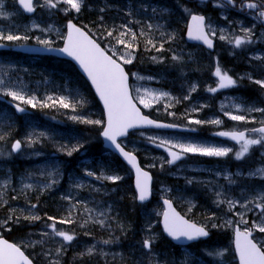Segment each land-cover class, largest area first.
Returning a JSON list of instances; mask_svg holds the SVG:
<instances>
[{"label":"rangeland","instance_id":"374dc122","mask_svg":"<svg viewBox=\"0 0 264 264\" xmlns=\"http://www.w3.org/2000/svg\"><path fill=\"white\" fill-rule=\"evenodd\" d=\"M98 1L83 0L81 12L77 13L65 11L69 6L62 0L56 8L45 5L44 0H36L38 15L24 17L16 0H0V33L27 37L0 41L39 45L45 44L38 41H48V46L61 45L66 35V22L61 19L75 16L82 22L80 14L87 16L89 4ZM101 1L104 6L98 9L96 22L92 23L89 17L81 26L89 29L115 58L133 69V93L145 111L167 120L181 118L183 124L201 132L223 128L242 131L264 125V87L256 83L264 81L261 64L264 63V27L255 14L237 15L216 1L211 7L192 6L188 0H166L165 6L151 0ZM236 1L243 7L255 1L264 3V0ZM173 2L179 13L175 20L168 15ZM199 7L212 10L208 11V31L217 40L213 53L199 46H187L184 39L186 18ZM106 20L113 22L111 26ZM121 33L126 35L121 36ZM117 38L131 47L119 44ZM237 38L243 41L240 46L235 44ZM147 39L150 45L146 46L154 52L149 58L139 57V52L145 50L139 47H143L142 41ZM125 59L132 62L124 63ZM217 67L222 74H232L240 80L236 84L240 85V91L252 93L253 88L260 98L253 100L239 93L232 94L235 84L225 88H219V83L214 85ZM210 88L217 90L211 92ZM86 91L75 74L60 63L27 57L15 59L0 54V98L7 102L0 106V141L4 151L0 157V237H10L36 264H238L232 244L237 225L242 230L255 232L256 242L264 249V232L254 227L264 225V207H257L258 204L264 206V172H258L264 169V141L251 145L241 159L235 157L241 145L215 144L178 133L147 130L124 142L157 175L156 196H167L193 220L201 218L195 221L214 234L198 246L178 247L168 241L161 230L163 207L158 201L144 208L139 222H134L138 218L128 219L126 213L118 211L115 202H110L116 197L113 196L116 184H123L121 188H127L128 192L131 190V184L125 183L130 173L114 172L110 163L102 161L96 166L90 161H79L82 151H88L99 141L96 131H102L104 125L102 111L94 109V101ZM9 92L34 98L36 106L13 99L7 94ZM60 98L72 106L64 108L53 103ZM11 102L21 105L26 112L17 113L9 105ZM231 115H241L244 119L232 120ZM197 120L203 123H195ZM213 120L221 123H210ZM261 136L264 135L253 133L248 139ZM16 141L21 142L18 152L12 149ZM179 144L230 148L232 151L227 156L209 157L183 153L180 148L173 147ZM74 147L78 150L72 151ZM168 150L179 153L181 160L168 163L171 160ZM69 151H72L70 156ZM184 156L186 160L182 161ZM192 156L206 158L204 163L212 158L229 162L234 159L238 166L232 169L231 165L225 167L215 162L201 165L195 163ZM111 157L108 154V158ZM15 160L31 163L17 165L15 171L13 166L8 167L9 162ZM89 172L92 175H88ZM109 176L120 179H106ZM193 181L197 182L202 195L192 189ZM42 196L53 202L51 211L38 207ZM42 211L45 214L41 215ZM33 216L40 219H30ZM48 217L55 218L56 230L72 234L74 239L67 242L56 236L50 227L54 221ZM62 219L71 222L60 224ZM145 240L150 241V247H144ZM89 249L92 250L90 254Z\"/></svg>","mask_w":264,"mask_h":264},{"label":"snow or ice","instance_id":"6c2138e0","mask_svg":"<svg viewBox=\"0 0 264 264\" xmlns=\"http://www.w3.org/2000/svg\"><path fill=\"white\" fill-rule=\"evenodd\" d=\"M61 0H56V3H53V0H44L45 5L50 6L51 8H56L57 4ZM62 2L68 5L69 10H75L77 13L80 12L83 0H62ZM230 3H234V0H229ZM19 4L22 8L31 13L35 10L33 0H19ZM248 8L255 9L257 4L247 3L245 5ZM2 7V4H0ZM260 16L264 17V11L260 12ZM194 25L189 27L188 35L191 39L203 41L209 48L212 47V41L209 39L208 33L205 31V17L192 15L191 17ZM210 27V26H209ZM68 28V42L63 49L59 51L66 53L69 56H72L74 59L79 61L84 71L87 72L89 77L92 80V83L96 86L97 92L100 93L101 99L104 100L105 107L108 110V126L103 132V136L112 142L115 145V148L118 149L121 154L128 160L130 164L137 171V189L139 191V199L144 201L148 198L149 188L148 181L150 177L147 172H143L139 166L135 163V157L130 153L125 152L120 144L116 142L117 136L125 135L127 130L130 128L137 127L139 124H153L154 122L148 120L147 117L141 116L138 109L132 104V100L128 95L126 80L127 75L124 72V69L121 67L116 60L111 56L106 55L105 51L92 39L88 37L80 28L74 25L71 21L67 24ZM112 35V33H109ZM126 35L121 33V36ZM135 34H133V39ZM221 39L225 37L221 36ZM20 39H27V37H21L18 35H4L0 33V40L15 41ZM41 44L47 45L48 41H38ZM119 44H124L125 47H131L130 44H127L123 39L117 38ZM243 41L239 38L235 40L236 46H240ZM123 59V57H121ZM175 59V57H174ZM130 59H125L124 63H131ZM215 76L219 78V88H225L234 85L235 81L227 75V73L221 72L219 67L215 70ZM257 84H260L261 87H264V81H256ZM216 88H210L209 91L215 92ZM8 95L12 96L13 99L20 100L25 104H30L33 107L36 106L34 98H25L23 95H20L17 92H9ZM49 100L52 98L49 97ZM53 103H59L62 107L68 108L72 105L67 103L63 98L53 101ZM47 106V105H42ZM147 106V105H146ZM17 110L23 112L24 109L20 108L17 105ZM264 111V110H262ZM232 120H243L244 117L241 115H231ZM77 119V117H73ZM83 123H101L100 121H90V120H81ZM195 123H203L202 121H194ZM210 123L219 124L221 121L213 120ZM252 131L264 133V127L259 129H253ZM220 136H228L232 140L241 144L240 150L235 153L236 159H241L249 152V147L251 145L260 144L264 141V136H261L260 139H246L244 132H220ZM2 139V137H0ZM242 142V143H241ZM164 143V142H162ZM173 147H178L183 153H194L200 154L203 156L209 157H223L227 156L229 152L232 151L230 148H218V147H197L192 144H179L173 145ZM21 148V142L16 141L12 149L17 151ZM78 148H73L72 151H77ZM72 151L68 152V155H72ZM171 160L168 163H174L175 161L181 158L180 154L177 152H170ZM258 172H264V169L258 170ZM88 175H92L91 172ZM106 179L116 181L120 177L109 176ZM168 204L169 208L171 205L168 201H165ZM231 203V202H230ZM33 207H35L33 205ZM257 207H264L260 204ZM25 219H29L26 217ZM30 219L38 220L40 217L33 216ZM49 220H53V224L50 227L53 229L56 236L62 237L64 241L71 242L74 239L72 234H69L64 231L56 230V221L54 217H48ZM60 223L71 222L68 221H59ZM164 222H165V231L175 240H180L182 237L187 240H195L199 237H207L208 232L205 231L202 227H197L195 224H191L186 220H183L181 217L177 216L175 213H164ZM246 223V221H244ZM258 227L260 232H264V225H254ZM251 235V230L246 231H236V250L239 253L240 264H264V251H261L257 244L254 243L249 236ZM109 243V241H105ZM144 247H150V241H144ZM89 254L91 249L88 250ZM223 255V253H218ZM0 264H31V261L24 255L19 247L14 244L8 243L7 241L0 240Z\"/></svg>","mask_w":264,"mask_h":264},{"label":"water","instance_id":"95a60500","mask_svg":"<svg viewBox=\"0 0 264 264\" xmlns=\"http://www.w3.org/2000/svg\"><path fill=\"white\" fill-rule=\"evenodd\" d=\"M82 30V29H81ZM83 31V30H82ZM84 32V31H83ZM85 34L86 35H88L86 32H85ZM88 37L90 38V39H92L89 35H88ZM93 40V39H92ZM93 41H95V40H93ZM67 42H68V39H67V41H66V43H65V46H66V44H67ZM96 42V41H95ZM97 43V42H96ZM98 44V43H97ZM64 46V47H65ZM0 49H8V50H16V51H23V52H28V53H30V54H54V55H57V56H59V57H64V58H68V59H71V60H73L74 62H75V64L80 68V70H81V72L87 77V79L90 81V83H91V85H92V87H93V89H94V92L96 93V95H97V97H98V99L100 100V102H101V104H102V106H103V108H104V110H105V114H106V120H107V124H106V128H107V126H108V110H107V108L105 107V103H104V100L103 99H101V96H100V93L99 92H97V90H96V86L92 83V80H91V78L89 77V75L87 74V72H85L84 71V69H83V67L81 66V64L79 63V61H77L76 59H74L72 56H69V55H67L66 53H63V52H61V51H59L60 49H45V48H42V47H36V46H28V45H22V46H8V45H3V44H0ZM63 49V48H62ZM102 49V48H101ZM105 54H106V52H105ZM107 55V54H106ZM118 63V62H117ZM122 67V66H121ZM123 68V67H122ZM124 69V68H123ZM126 87H127V91H128V95H129V97L131 98V100H132V97H131V94H130V88H129V85H128V81L126 80ZM132 104L135 106V108L136 109H138V107L135 105V103L133 102V100H132ZM139 110V109H138ZM139 112H140V115L141 116H143L142 115V112L139 110ZM145 117V116H144ZM148 120H150L149 118H147ZM154 122V121H153ZM138 126H144V127H154V128H167V129H170V130H173V129H175V130H186V129H184V128H178V127H174V126H172V125H166V124H163V123H159V122H154L153 124H146V123H143V124H139ZM137 126V127H138ZM105 128V129H106ZM130 129H132V128H130ZM130 129H128V130H130ZM127 130V131H128ZM105 131V130H104ZM126 134H127V132H126ZM125 134V135H126ZM125 135H122V136H117L116 137V142L118 141V139H120V138H123ZM246 135V134H245ZM104 137V136H103ZM226 137V136H225ZM228 137V136H227ZM228 138H230V137H228ZM104 139H105V142L106 143H109L112 147H113V150L116 152V153H118L130 166H131V168L134 170V172H135V174H136V184H137V171H136V168H134L133 166H132V164H130L129 162H128V160L121 154V152L118 150V149H116L115 148V145H113L112 144V142L111 141H109V140H107L105 137H104ZM118 143V142H117ZM124 151L125 152H127L125 149H124ZM129 153V152H128ZM131 154V153H130ZM132 156H134L135 157V163L139 166V162H138V160H137V158H136V156L135 155H133V154H131ZM139 168H140V166H139ZM141 169V168H140ZM142 170V169H141ZM143 171V170H142ZM143 172H146V171H143ZM148 173V172H147ZM148 175H149V177H150V180L148 181V188H149V195H148V198L147 199H145L144 201H142V202H146V201H148L150 198H151V185H152V176H151V174L150 173H148ZM136 188H137V186H136ZM137 191H138V189H137ZM138 193H139V191H138ZM140 200V199H139ZM141 201V200H140ZM166 201V200H165ZM165 201H164V203H165ZM169 202V201H168ZM169 204L171 205V208H169V206H168V204H166L165 203V205H166V211L165 212H169L170 214L171 213H175L177 216H179V217H181L183 220H186V221H188L189 223H191V224H195V223H193V222H191V221H189L187 218H185L184 216H182L181 215V213L180 212H178L176 209H175V207H174V205H173V203L172 202H169ZM196 225V224H195ZM197 227H200V226H198V225H196ZM162 227H163V229H164V232H165V234L169 237V238H171V240L174 242V243H176V244H179V245H188V244H190V243H193V242H196V241H198L200 238H204V239H206V238H208L209 237V233H208V236L207 237H199V238H197V239H195V240H187L186 238H181L180 240H175V239H173L171 236H169L168 235V233L165 231V222H164V217H163V219H162ZM203 228V227H202ZM205 229V228H204ZM237 230H239V228L237 227L236 228V231ZM205 231H207L206 229H205ZM240 231V230H239ZM208 232V231H207ZM253 233L251 232V235L249 236V239H251L254 243H255V241L253 240ZM235 238H236V235H235ZM8 243H10V242H8ZM12 244V243H11ZM234 246H235V250H236V244H235V242H234ZM257 247H259L258 245H257ZM262 251V250H261ZM236 254H237V257H238V259H239V253H238V251L236 250ZM239 263H240V259H239Z\"/></svg>","mask_w":264,"mask_h":264},{"label":"trees","instance_id":"16d2710c","mask_svg":"<svg viewBox=\"0 0 264 264\" xmlns=\"http://www.w3.org/2000/svg\"><path fill=\"white\" fill-rule=\"evenodd\" d=\"M165 2H166V0H164ZM172 1H174V0H172ZM259 1H261V0H259ZM101 5L102 6H104V2L103 1H101V0H99L98 1V4H97V6H96V12H98V14H99V8L101 7ZM174 5V2L172 3V6ZM93 8H94V5H92L91 7H90V12H89V16L91 17V19H89L92 23H95L96 22V20H97V18H96V15L95 14H97L94 10H93ZM85 16V20H87V18H89V16ZM93 15H94V17H93ZM108 19V18H107ZM111 18H109L108 20H110ZM108 22H110V21H106L105 23L108 25V26H111V23L112 22H110V23H108ZM107 25H104V27L105 28H107ZM85 28V27H84ZM87 30H89V29H87ZM142 45H143V47L142 46H140L139 48H143V49H145L144 51H141V52H139V57H146V58H149L150 56H152V54H153V50H149L150 48L149 47H147L146 45H150V43L148 42V39L147 40H144L143 42H142ZM61 64H64V66H65V68H67L69 71H71V72H73L74 74H75V76L78 78H80V75L78 74V72H77V70H76V68L74 67V65L73 64H71V63H69V62H61ZM81 85L83 86V87H85V88H87L88 89V91H89V93H90V95H88L89 97H90V99L91 100H94V101H96L95 100V97H94V95H93V93H92V91H91V89L87 86V84L84 82V84H82L81 83ZM87 92V91H86ZM94 98H93V97ZM100 149V151H102V148H101V146H99V148H98V150ZM3 153H4V151H3V143L0 141V157L1 156H3ZM1 163V162H0ZM25 163H28V162H21V161H18V160H15V161H11V162H9V166L8 167H12L15 171L16 170H18V168H17V165H23V164H25ZM112 167H114V168H117L118 167V170H121L122 168H123V165L122 164H120L119 162H118V160H117V162H115V163H113L112 164ZM129 183V182H128ZM130 184V183H129ZM120 185H123V184H120ZM118 186V189H117V191L116 192H114V194H113V196H116L115 198H113L114 200H115V202L117 203V209H118V211H120V213H128L129 211H131V210H137L138 211V219L137 220H134V222H139L140 220L139 219H141V217H140V213H143L142 211H143V208H142V206H140V205H138L137 203L135 204V200H134V198H133V195H132V188H131V194H130V191L128 192V189L127 188H125V189H122L121 188V186ZM122 195H124V196H127V197H129V200H127L126 198H124ZM30 203V202H29ZM28 203V204H29ZM36 202H33V204H35ZM38 207H43L44 209H46V210H48V211H51V209L53 208V206L51 207L50 205L51 204H53V202L52 201H50V199L49 198H46V197H44V196H42V197H40L39 198V200H38ZM136 205V206H135ZM138 205V206H137ZM140 206V207H139ZM136 207V208H135ZM141 208V209H140ZM139 210H140V212H139ZM14 212H15V210H13ZM15 213H17V212H15ZM42 214H45V213H43V211L41 212V215ZM15 217H17V215H15ZM140 217V218H139ZM127 218V217H126ZM131 219H136V218H131ZM194 219H196V218H194ZM196 220H198V219H196ZM199 220H201V218L199 219ZM198 220V221H199ZM8 238H10V237H8ZM11 239V238H10ZM76 259H78L77 257H75Z\"/></svg>","mask_w":264,"mask_h":264},{"label":"bare ground","instance_id":"6f19581e","mask_svg":"<svg viewBox=\"0 0 264 264\" xmlns=\"http://www.w3.org/2000/svg\"><path fill=\"white\" fill-rule=\"evenodd\" d=\"M96 3H98V2H94V4H96ZM111 6V5H110ZM110 6H109V8H110ZM114 7V6H113ZM112 8V7H111ZM83 9V8H82ZM112 9H114V8H112ZM106 11V10H105ZM104 11V12H105ZM81 12V11H80ZM88 13H89V11H88ZM111 13V12H110ZM83 14V13H82ZM109 14V13H108ZM96 15V14H95ZM25 17V16H24ZM90 17V16H89ZM93 17H94V15H93ZM116 17V16H115ZM105 18V17H104ZM108 18V17H107ZM109 19V18H108ZM104 20V19H103ZM107 21V20H106ZM114 21V20H113ZM116 21V20H115ZM104 22V21H103ZM110 22H112V21H110ZM110 22H108V23H110ZM113 23V22H112ZM113 26V25H112ZM111 28V27H110ZM113 29V28H112ZM115 29V28H114ZM143 42V41H142ZM187 46H188V44H187ZM251 49V48H250ZM185 50V49H184ZM250 52V51H249ZM242 86V85H241ZM93 97V96H92ZM94 98V97H93ZM161 181V180H160ZM168 181V180H167ZM174 181H176V180H174ZM173 182V181H172ZM159 183V182H158ZM161 183H162V181H161ZM164 183V182H163ZM170 183V182H169ZM160 184V183H159ZM202 184H204V183H202ZM167 185H169V184H167ZM180 185V184H179ZM162 186H164L163 184H162ZM178 186V185H177ZM168 187V186H167ZM166 187V188H167ZM171 187V186H170ZM197 192V191H196ZM199 192H200V190H199ZM84 193V192H83ZM85 194H87V193H85ZM85 194H83V195H85ZM207 195V194H206ZM87 196V195H86ZM167 197V196H166ZM62 199V198H61ZM175 199V198H174ZM205 200V199H204ZM202 202V201H201ZM136 204V203H135ZM95 205V204H94ZM212 205V204H211ZM136 206V205H135ZM138 206V205H137ZM199 206V205H198ZM200 206H202V205H200ZM65 207V206H64ZM94 207V206H93ZM140 207V206H139ZM136 208V207H135ZM60 209V208H59ZM92 209V208H91ZM141 209V208H140ZM208 209V208H207ZM138 210V209H137ZM137 210H131V211H129L128 213H127V216H128V219L130 218H138V211ZM196 210H197V208H196ZM61 212V211H60ZM139 212H140V210H139ZM143 212V211H142ZM146 212V211H145ZM5 213V212H4ZM59 213V212H58ZM62 213V212H61ZM83 213V212H82ZM144 213V212H143ZM12 214V213H11ZM69 214V213H68ZM71 214V213H70ZM81 214V213H80ZM60 215V214H59ZM65 215H67V214H64L63 216H65ZM79 215V214H78ZM11 216V215H10ZM62 217V216H61ZM66 218H67V216H65ZM72 217V216H71ZM75 217H76V215H75ZM82 217V216H81ZM7 218V217H6ZM64 218V217H63ZM75 219H78V218H75ZM63 220V219H62ZM80 220V219H79ZM89 220V219H88ZM16 221H18V220H16ZM131 221V220H130ZM89 222V221H88ZM132 222V221H131ZM53 224V223H52ZM59 224V223H58ZM61 224V223H60ZM129 224V223H128ZM126 225V224H125ZM133 225V224H132ZM16 226V225H15ZM47 226H49V225H47ZM125 228V227H124ZM88 230V229H87ZM127 230V229H126ZM102 236V235H101ZM86 263V262H85ZM89 263V262H88Z\"/></svg>","mask_w":264,"mask_h":264},{"label":"flooded vegetation","instance_id":"af4514ba","mask_svg":"<svg viewBox=\"0 0 264 264\" xmlns=\"http://www.w3.org/2000/svg\"><path fill=\"white\" fill-rule=\"evenodd\" d=\"M235 2V1H234ZM232 4V3H231ZM236 3H233L232 5H230V7H229V9H233L234 10V5H235ZM238 5V4H237ZM238 7L239 8H244L242 5H238ZM260 12H262V10L261 9H259V11H258V14H260ZM89 18H87V20H88ZM261 21L263 22V24H264V19H261ZM255 76H257L258 77V74H255ZM234 81L237 83V82H240V80L239 79H234ZM240 92V91H239ZM260 94H258L256 91H255V89H254V93H253V95H252V97H251V95L249 94H247V96L245 97L246 99H250V98H252V99H254L255 98V96H259ZM198 133H199V131H198Z\"/></svg>","mask_w":264,"mask_h":264}]
</instances>
